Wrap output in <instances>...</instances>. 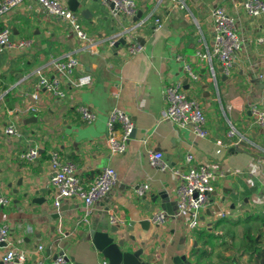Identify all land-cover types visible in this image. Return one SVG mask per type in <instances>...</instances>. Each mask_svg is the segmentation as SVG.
<instances>
[{"label":"crops","instance_id":"obj_1","mask_svg":"<svg viewBox=\"0 0 264 264\" xmlns=\"http://www.w3.org/2000/svg\"><path fill=\"white\" fill-rule=\"evenodd\" d=\"M135 2V16L113 18L108 4L84 1L82 9L89 14L87 18L79 16L80 23L95 38L93 47L75 39L66 25L36 0H22L0 16V30H10L11 39L32 40L27 52L8 50L0 54V195L8 198V204L0 209V224L10 226L13 246L26 253L24 264H54L53 257L62 252L73 264H99L104 258L89 243L88 230L102 232L117 227L126 237L139 236V222L143 220L149 221L146 238L154 251L153 264H171L162 248L174 253L180 239H184V253L193 256V249L203 242L209 248L205 259L210 264H224L221 258L247 264L249 256L238 253L241 236L248 227L262 231L255 229L253 212H264V129L256 127L251 114V108L264 97V15L248 16L243 0H186L184 11L167 1ZM215 7H223L233 18L241 40L228 77L215 58L209 61L197 56V52L212 50L211 12ZM138 13L140 18L134 21ZM156 17L162 20L157 31ZM128 29H134L141 52L129 56L122 47L113 53L107 40ZM66 55L78 62L73 77L89 75L91 84L83 89L64 88V100L47 94L33 100L35 71L40 69L52 77L53 61ZM185 64L196 80L184 71ZM176 83L189 99L201 105L207 121L206 138L178 129L163 118L167 108L164 89ZM79 105L96 113L93 124L81 120ZM114 108L124 110L134 125L122 155H112L106 142L105 123ZM31 117L36 122L24 124ZM10 124L21 130V139L4 135V128ZM229 130L235 131V137H227ZM29 147L39 151L31 163L20 159ZM53 151L63 163L75 165L84 188L104 168L115 170L116 185L94 205L90 215L85 216V205L78 198L64 200L58 208L53 206L48 159ZM154 152L162 153L169 167L185 168L186 155H192L193 165L205 164L211 171L214 191L199 213L197 229L187 230L174 209L172 215L163 211L167 218L159 227L149 218L161 211L159 199L157 204L151 203L161 191L176 207L180 183L170 172L149 165L148 155ZM253 178L261 183L255 192L250 190ZM143 183H148L150 190L137 198L134 188ZM41 199L43 204L38 202ZM109 216L121 224H111ZM130 223L132 232L127 230ZM5 251L0 247V264Z\"/></svg>","mask_w":264,"mask_h":264},{"label":"built area","instance_id":"obj_2","mask_svg":"<svg viewBox=\"0 0 264 264\" xmlns=\"http://www.w3.org/2000/svg\"><path fill=\"white\" fill-rule=\"evenodd\" d=\"M22 0H0V16L9 10L19 6ZM67 0H36L37 4L48 14L58 18L71 31L75 39L83 42L89 47L96 44L95 38L88 35L81 23L80 17L76 12H72L67 6ZM104 5L112 4L110 14L113 18L125 16L132 18L135 16L137 7L135 0H98ZM158 2L167 1L179 10H186V0H157ZM159 3V4H160ZM242 7L250 17H260L264 15V1L262 0H243ZM213 24V47L211 52L200 53L197 56L204 60L215 58L221 66L222 73L229 76L234 63V59L241 49V40L237 33V26L233 18L225 11L223 7H215L211 12ZM161 17L154 19V30L161 27ZM108 40V47H113L114 43L121 37L125 39V51L127 55L133 56L141 52V46L136 43L131 34ZM259 42H262L260 40ZM32 45L30 39H11V32L8 29L0 30V54L5 51L27 52ZM78 67L77 60L71 55H66L63 59H57L52 63L53 76L45 75L40 69L35 71L37 80L33 85L31 98L38 100L41 94H47L57 100H64L66 92L64 88L83 89L91 84L89 75L73 77ZM184 71L194 80L197 77L191 72L188 64L184 65ZM164 96L167 101V108L163 113V118L178 129L189 130L196 137L206 138L208 131L206 128V117L201 105L194 99H189L182 89L180 83L172 84L164 89ZM33 110L35 108H32ZM77 112L81 120L91 125L97 120V115L90 107L79 105ZM251 114L254 117V124L260 129H264V97L260 98L257 104L251 108ZM107 146L112 155H122L127 149V144L131 138L134 129L133 122L128 114L119 108H114L108 114L106 119ZM4 135L15 139L22 138V132L18 126L10 124L3 130ZM228 138L235 137V131L227 132ZM221 144L220 141L217 142ZM50 185L53 191V206L58 208L62 201L73 198L80 199L86 208L85 216L90 215L94 205L106 197L114 188L117 181V175L114 169L104 168L95 181L84 188L75 165L63 163L59 153L56 151L50 154ZM39 157V151L36 147H29L20 154V159L31 163ZM185 168L169 167L163 160L160 152L149 153V165L161 172H170L176 176L180 183L176 189V207L177 217L184 222L187 230L193 231L199 225V213L209 203L211 194L214 191L212 184L213 175L205 164L193 165V156L186 155ZM264 167V165H263ZM148 183L136 185L134 194L137 198H143L149 192ZM8 204V198L0 195V209ZM166 214L163 211H156L151 221L155 225H162L166 220ZM109 222L113 225L121 224V221L109 216ZM4 246H1L3 245ZM0 247L6 251L3 254L2 264H24L26 253L15 248L11 242V228L7 224H0ZM42 250V247H39ZM54 264H73L65 254L57 256ZM99 264H108L106 259H102Z\"/></svg>","mask_w":264,"mask_h":264},{"label":"water","instance_id":"obj_3","mask_svg":"<svg viewBox=\"0 0 264 264\" xmlns=\"http://www.w3.org/2000/svg\"><path fill=\"white\" fill-rule=\"evenodd\" d=\"M86 0H67V6L72 12H76L79 16L87 18L86 15L89 14V11L87 9L83 8V3ZM93 3H97L98 0H91ZM171 5V4H170ZM109 9L112 8V4H108ZM140 18V13L136 15L134 18V21H137ZM122 36L131 34L135 41H139V38H137L134 35V29H128L122 32ZM110 40V39H108ZM107 40V42H108ZM125 45V39L124 37H121L118 41H116L113 45V47H109V49L113 53L119 52V50ZM259 101V99H258ZM257 101V102H258ZM36 118L31 117L24 121V124H30L35 123ZM133 132L131 134V137L133 136ZM243 146H246V144H243ZM50 155L48 156V159H50ZM253 186L250 189L252 192H255V189H257L259 186H261V183L257 178L252 179ZM21 185V181L19 183ZM45 190H42V193H45ZM48 194L51 193V190L47 191ZM46 192V193H47ZM38 194V191L35 193ZM235 194V192H233ZM159 199V210L165 211L168 215H172L173 209L175 210V213H177V207L174 208L175 203H170V198L168 194L165 191H161L158 193L155 197L152 198L151 203L153 205L157 204V201ZM40 204H43L45 202L44 199H41L38 201ZM225 202V197L221 199V203ZM153 215H150V219ZM149 224V221L143 220L139 222L141 234L139 236L130 235L128 237L125 236V234L122 232L121 228L117 227H110L108 230L105 231H94L92 229H89L87 232L88 235V241L93 246V248L101 253L104 259L108 261V264H153L154 260V251L151 247L150 241L146 238L147 233V225ZM156 227H159L156 225ZM127 230L132 232L133 231V225L130 223V226L127 227ZM110 234H113L114 236H111ZM131 242V243H129ZM136 244L138 247L137 249H134V245ZM179 245L174 253H170L165 247L162 249L164 250V253L168 256L171 264H193L190 260V258H193L194 256L192 254H186L185 252V246H184V239L179 240ZM1 246H4L1 245ZM64 254L59 253L56 254L53 257V260L57 258V256ZM71 262L73 260L71 258H68ZM45 264V263H41ZM78 264V263H76ZM161 264V263H156Z\"/></svg>","mask_w":264,"mask_h":264},{"label":"trees","instance_id":"obj_4","mask_svg":"<svg viewBox=\"0 0 264 264\" xmlns=\"http://www.w3.org/2000/svg\"><path fill=\"white\" fill-rule=\"evenodd\" d=\"M263 224L261 226H264ZM239 252L249 256L247 264H264V233H261V231L255 232L250 227L246 228L241 236ZM221 262L234 264L236 261L234 258H221Z\"/></svg>","mask_w":264,"mask_h":264},{"label":"rangeland","instance_id":"obj_5","mask_svg":"<svg viewBox=\"0 0 264 264\" xmlns=\"http://www.w3.org/2000/svg\"><path fill=\"white\" fill-rule=\"evenodd\" d=\"M253 213H254V218H255L254 219L255 221H253L254 225L256 226L255 229L256 228H261L262 229L261 233H264V226H261V224L264 223V212H261V211L256 212V211H254ZM202 243L203 242H199L200 246H198L197 248L193 249L194 250V253H193L194 254V259H192V260L195 261L196 264H210V262L205 259V254L207 252H209V248H206L205 245L202 244ZM239 258H241V257H239Z\"/></svg>","mask_w":264,"mask_h":264}]
</instances>
